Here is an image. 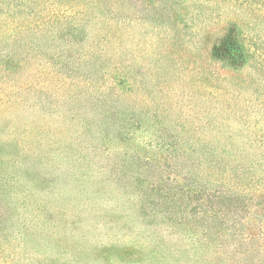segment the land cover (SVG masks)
<instances>
[{
    "label": "rangeland",
    "instance_id": "374dc122",
    "mask_svg": "<svg viewBox=\"0 0 264 264\" xmlns=\"http://www.w3.org/2000/svg\"><path fill=\"white\" fill-rule=\"evenodd\" d=\"M127 5L114 23H55L50 70L66 82L51 98L0 86L13 96L0 105V264H246L226 253L239 154L240 188L253 178L260 190L237 228L264 264V11ZM234 22L249 56L263 47L242 71L215 53Z\"/></svg>",
    "mask_w": 264,
    "mask_h": 264
},
{
    "label": "trees",
    "instance_id": "16d2710c",
    "mask_svg": "<svg viewBox=\"0 0 264 264\" xmlns=\"http://www.w3.org/2000/svg\"><path fill=\"white\" fill-rule=\"evenodd\" d=\"M230 4L237 5L238 10L263 12L264 0H226ZM128 0H0V86L4 89L40 90L38 98L42 102L51 98L52 88L65 85L66 78L62 80L60 71L52 72L50 65L53 57H50L49 40L56 38L52 27L64 18H71L72 12H76L73 27L86 25L87 19H91L95 27L104 25L105 21L114 23L120 8L128 6ZM79 9V11H77ZM237 20V18H236ZM89 23V22H88ZM69 24V25H70ZM232 30L226 36V43L217 45L216 55L226 59L234 69L242 71L247 64L248 57L261 58L263 54L261 45L249 56L251 50L247 48L246 31L238 22L229 23ZM7 38V44L3 45L2 38ZM255 43H261V39L254 38ZM19 40V42H17ZM5 47V49H4ZM48 74V75H47ZM47 75V76H46ZM56 81V82H55ZM51 89V90H50ZM2 94H0L1 96ZM13 99L11 95L0 98V105ZM6 101V102H5ZM27 101H24V106ZM229 154V153H228ZM226 153V168L231 162V156ZM241 154L237 155L233 164H237L234 170H226V253L230 258L239 261L246 258V264H261L258 257L260 252L254 248L253 233L249 232L246 224L237 228L244 221L250 211L248 201H251L260 190V185L255 179H251L241 187L244 177L241 174ZM231 165V164H229ZM241 191V193L239 192ZM247 201V202H246ZM169 212L174 207L167 208ZM3 208L0 206V225L3 221ZM230 228L238 229L229 237ZM6 229V228H5ZM4 236L10 237L5 230ZM259 261V262H258Z\"/></svg>",
    "mask_w": 264,
    "mask_h": 264
}]
</instances>
